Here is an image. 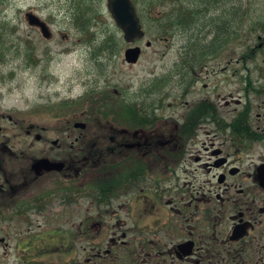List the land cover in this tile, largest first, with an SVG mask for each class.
Returning a JSON list of instances; mask_svg holds the SVG:
<instances>
[{
    "label": "flooded vegetation",
    "instance_id": "1",
    "mask_svg": "<svg viewBox=\"0 0 264 264\" xmlns=\"http://www.w3.org/2000/svg\"><path fill=\"white\" fill-rule=\"evenodd\" d=\"M246 18L248 30L234 17L225 65L216 59L230 47L214 46L212 33L194 47L187 32L180 61L156 70L122 115L84 111L85 126L65 128L0 111V231L29 224L32 214L66 213L85 250L75 264L118 254L135 264H264V9L250 1ZM157 33L124 39L125 47H85L87 63L110 68L104 84L93 73L89 95L110 87L119 61L138 65L144 43L170 40ZM54 35L26 48L25 65L44 84L42 98H74V40L61 51L46 47ZM137 45L140 57L128 62Z\"/></svg>",
    "mask_w": 264,
    "mask_h": 264
},
{
    "label": "rangeland",
    "instance_id": "2",
    "mask_svg": "<svg viewBox=\"0 0 264 264\" xmlns=\"http://www.w3.org/2000/svg\"><path fill=\"white\" fill-rule=\"evenodd\" d=\"M146 0H144L145 2ZM144 11L145 8L142 6ZM102 19L96 24L95 29L87 32L93 33L99 37L100 41L104 35L107 26L115 29L116 24L108 11L107 0H103L101 4ZM167 8L156 3L154 10L149 13L150 16L159 19V15L166 11ZM33 11L44 18L56 33L51 41H45V46L61 51L66 46H70V42L74 40V98H42L44 92V84L39 82L34 76H30L25 63L26 48L31 46H44V38L41 32L29 25L26 19V13ZM73 11L71 9V0H0V111L11 114L14 119L22 121H32L40 126H73L75 121H86L84 110L88 112L101 111L93 104L104 106L106 113L112 112L115 108L121 107V100H132L137 96V91L141 85L148 84L153 73L165 64L174 60V65L180 61L185 33L169 35L168 42H154L153 46L147 47L144 43L145 54L138 65L133 67L125 66L119 61L116 63V76L109 84L110 87H102L99 89L98 96L91 97L88 92L87 81H91L92 77L97 79L98 74L103 83L105 73H108L105 66L92 65L86 62L85 56L80 53L84 48L91 45L95 48L96 40L87 42L86 38L91 34L81 35L75 27L72 19ZM147 19L145 22L146 36L153 40H158L160 36L157 32V23L159 20ZM106 22V23H103ZM59 31L66 32L71 38L65 40ZM116 40L120 46L125 47L124 37L119 32L116 33ZM121 42V44H120ZM124 43V44H123ZM230 47V48H229ZM229 50L221 52L222 54L216 59V63L222 61L225 65L229 59L231 52V43ZM165 54V55H164ZM70 60L66 61L65 67L69 70ZM125 68L123 69V67ZM89 69L91 74L85 75L84 70ZM106 71V72H105ZM96 76H94V74ZM229 74V70L225 72ZM118 77L121 80L118 81ZM98 79V80H99ZM65 80V78H63ZM229 83V81H228ZM106 85V84H105ZM114 88L122 91L123 98L117 96ZM229 88V84L227 89ZM89 95L87 98H83ZM108 97V98H107ZM133 97V98H131ZM74 100V104L73 101ZM94 101L92 106L88 108L87 101ZM106 100L110 104L105 103ZM70 101V104L62 105L63 102ZM57 105L51 108L53 105ZM60 107L61 109H58ZM94 107V108H93ZM63 110V111H61ZM66 111V113H63ZM74 113V118L72 115ZM89 118V116H87ZM7 126H12V122H8ZM15 126V125H14ZM16 127V126H15ZM14 144L19 148L23 137L21 130H14ZM62 216L61 220L56 221ZM68 214L58 216L32 214L29 224L23 221H16L15 227L8 231H0V238L4 237L8 245L0 240V264H75L76 258H81L85 254V250L81 247V243L74 242L70 228V220H66ZM36 218V220H35ZM54 223V224H52ZM52 226H63L57 233L51 234ZM50 232V235L47 233ZM10 234V235H9ZM30 238H34L32 245L28 244ZM28 244V245H27ZM78 244V245H77ZM27 246V247H26ZM29 249V253L26 250ZM77 250V252H76ZM29 259L28 261H25ZM104 264H135L126 256L119 257ZM103 263V262H102Z\"/></svg>",
    "mask_w": 264,
    "mask_h": 264
},
{
    "label": "trees",
    "instance_id": "3",
    "mask_svg": "<svg viewBox=\"0 0 264 264\" xmlns=\"http://www.w3.org/2000/svg\"><path fill=\"white\" fill-rule=\"evenodd\" d=\"M103 0H79L73 4V21L75 27L81 32H89L95 29L99 21L102 19V4ZM139 0H136L138 2ZM144 2V0H142ZM250 0H146V8L153 7L156 3L162 7L167 8L164 11V16L159 18L161 21L157 23L158 30L165 31H183L190 32V41L194 47L202 46L201 38L208 37L206 33H212L214 40L219 41L214 43V46H226L232 39V32L234 30V17L236 22L238 15L242 22L247 23L246 16L249 8L245 7ZM259 7L264 9V0H256ZM152 16L148 12H143L142 19L147 21ZM158 19V20H159ZM103 23H106L103 21ZM107 33H114V35L102 36V42L99 47H107L117 45L113 44L119 29L110 28L105 29ZM200 32V33H198ZM205 33V35H203ZM210 37V36H209ZM99 38V37H98ZM1 39V38H0ZM100 39V38H99ZM98 109H104V106L94 104ZM115 108L116 111L130 110L127 106L123 108ZM94 108V107H93ZM33 242V240H32Z\"/></svg>",
    "mask_w": 264,
    "mask_h": 264
},
{
    "label": "water",
    "instance_id": "4",
    "mask_svg": "<svg viewBox=\"0 0 264 264\" xmlns=\"http://www.w3.org/2000/svg\"><path fill=\"white\" fill-rule=\"evenodd\" d=\"M108 9L111 12L117 25L124 31V35L127 41L133 42L145 35L140 16L138 15L136 6L132 0H108ZM27 18L31 25L39 26L43 34L46 37H50L51 32L48 25L38 15L33 12H28ZM140 52V47L127 49V60L130 62L137 61Z\"/></svg>",
    "mask_w": 264,
    "mask_h": 264
}]
</instances>
